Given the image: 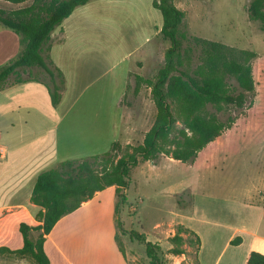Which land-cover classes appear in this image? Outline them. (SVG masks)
<instances>
[{"label": "rangeland", "instance_id": "rangeland-1", "mask_svg": "<svg viewBox=\"0 0 264 264\" xmlns=\"http://www.w3.org/2000/svg\"><path fill=\"white\" fill-rule=\"evenodd\" d=\"M174 1L185 11L189 35L257 53L252 63L255 95L252 105L237 118L233 126L207 144L194 160L183 162L161 157L156 163L140 161L133 167L126 191L127 199L122 202L118 197L117 201V218L123 221V225L117 227V233L126 255L123 254V258H127L130 264H150L145 241L131 237L130 232L142 233L147 241L159 242L164 264H198L197 245L191 241L193 236L185 235L183 254L170 252L173 247L171 236L165 237L164 233L177 229L179 224L203 232L200 258L209 264L221 251L225 241L223 236L213 240L209 232H233L235 228L257 220L259 210L264 205L258 199L259 192L264 190V31L260 22L249 17L250 0ZM0 7L11 9L17 6L0 0ZM72 22L70 42L66 47L81 52L83 65L81 58L75 59L72 64H68L67 57L60 58L67 71L68 82L72 76L74 78L73 83L70 82L67 89L62 91V103L54 110V115L59 116L71 102L74 103L69 116L83 117V128L89 130L83 132V157L108 151L114 141L123 145L143 142L140 133L136 134L135 140L125 141L120 130L122 109L117 101L127 89L129 75L134 76L130 72L156 76L164 64L165 52L171 46V41L160 33L163 24L160 10L153 6V0H91L83 5V15L78 10ZM151 36L153 39L147 41ZM13 41L11 37L8 38L6 48L1 50L0 66L8 64L20 53ZM138 46L140 48L131 53ZM155 51L159 60L155 59ZM4 54L8 58H3ZM140 60L144 61V68L137 67ZM21 74L28 76L24 69ZM40 76H44V73L41 72ZM78 76H82V79L79 80ZM1 91L0 118L26 113V110L22 113L18 111L17 103L42 104L38 111L41 117L53 112L45 109L47 104L52 103L51 96L46 87L38 82L10 83ZM124 100H134L132 88ZM220 115L226 117L227 113ZM155 116L156 113L153 115L150 112L151 123ZM88 123L93 124L87 126ZM92 129H102V134L92 137ZM123 152L121 150L119 155ZM23 179L25 183L29 181L27 174L18 175L12 170L0 169V205L23 198L18 192L7 195ZM31 181L33 183V179ZM10 214L6 208L0 209V229L4 227L8 231L0 232V245L18 248L23 239L21 232H9L15 230L16 226V218ZM25 221L29 219L25 218ZM100 223L84 228L83 232H107L105 228L102 230ZM37 224L35 222L32 226ZM40 233L41 230L33 229L30 237L36 239ZM88 246V241H83V254L91 258ZM110 261L113 262L112 259ZM0 264L36 263L30 257L0 255Z\"/></svg>", "mask_w": 264, "mask_h": 264}, {"label": "trees", "instance_id": "trees-1", "mask_svg": "<svg viewBox=\"0 0 264 264\" xmlns=\"http://www.w3.org/2000/svg\"><path fill=\"white\" fill-rule=\"evenodd\" d=\"M4 1L19 5L11 9L0 7V24L20 36L21 51L11 62L0 66V91L10 83L36 81L47 87L52 104L58 105L65 75L51 57L52 36L77 7L91 0H32L26 5L24 3L29 0ZM153 6L162 14L160 33L171 41V46L166 50L164 64L154 78L135 76L133 93L138 94L143 85L151 87V97L156 106L155 120L145 133L143 142L123 145L114 141L111 148L102 154L67 159L41 172L31 195V201L40 207L36 215L40 223L33 227L21 222L23 245L18 248L0 245V255L30 257L36 264H51L44 242L46 235L63 216L110 186L116 188L117 201L120 197L125 202L131 170L140 161L156 163L164 156L183 162L192 161L252 105L255 95L252 63L257 53L189 35L185 11L174 0H153ZM248 13L251 20L260 22L264 31V0H250ZM35 68L37 70H33ZM23 69L28 73L27 77L22 76ZM41 72L44 76H40ZM220 113L227 115L221 117ZM121 150L124 152L119 155ZM115 213H118V202ZM115 221L117 227L123 225L117 216ZM33 229L41 230L36 239L30 237ZM130 233L131 237L145 241L150 264H164L161 244L147 241L142 233ZM185 235L193 236L191 241L197 245L199 264L201 238L182 224L170 237L173 243L170 252L174 255L185 252L182 247L186 243ZM241 241L238 236L232 244L237 245ZM116 242L125 255L118 233ZM245 264H264V254L252 250Z\"/></svg>", "mask_w": 264, "mask_h": 264}, {"label": "crops", "instance_id": "crops-1", "mask_svg": "<svg viewBox=\"0 0 264 264\" xmlns=\"http://www.w3.org/2000/svg\"><path fill=\"white\" fill-rule=\"evenodd\" d=\"M8 3L13 4L10 2ZM25 3H28V1ZM13 5L19 6L17 4ZM78 10H80L81 15H83V5L77 7L75 11L63 21L54 31L51 40V57L55 64L63 70L65 75L63 91L67 89L66 87H68L70 82L73 83L74 76H72L71 81L68 82L67 71L65 67H63L60 58L67 57L68 64H72L75 62V59L81 58L80 51L70 49L69 46L66 47L68 42H70L69 31L74 24V22L71 23V19ZM9 29L10 28L0 24V53L3 48H6L8 38L10 37L16 42L14 44L17 45V48L21 51L19 36H16L15 31L10 32L12 29ZM152 39L153 37L151 36L147 41H151ZM139 48V46L136 47L131 53L137 51ZM3 58H8V55L4 54ZM155 59L159 60L157 51H155ZM81 65H83V57L81 58ZM144 66L143 60L137 61V67L144 68ZM157 66L159 67V65ZM131 73H134V76L129 75L127 89L122 93V96L119 97L120 100L117 101L119 107L122 109V127L120 130L122 135L125 136L126 142L135 140L134 138L137 133H140L144 139L145 133L153 124L149 120L150 112L153 115L156 113L154 110V102L151 98V87L143 85L138 94H134L133 101L124 100L129 86L132 87L133 91L135 76L137 74L148 78L155 77L151 74L139 73L138 71H132L130 74ZM78 78L81 80L82 76H78ZM32 82L36 81H25L17 84ZM61 103L62 101L56 106L52 103L47 104L45 109H51L53 112L50 113L49 116L43 117L38 115V111L42 104L17 103L16 108H18V111L22 113L23 110H26V113H22V116L0 118V148L4 149V153L0 154V169L12 170L18 175L27 174V180H29L27 183H25V179L19 181V186L7 193V195H9L10 193L18 192L20 195H23L20 201L6 202L0 205V209L6 208L7 212L11 213L10 216L16 218L15 230L9 232H21V222H27L30 225L35 222L40 223L36 219L40 207L31 201L32 191L38 175L64 160L83 157V132L86 133V131L89 130L88 128H83V117L69 116L74 108V103L72 102L62 114L59 116L54 115V110L58 108ZM25 114L35 116H26ZM36 114L38 116H36ZM92 124L93 123H88L86 125ZM99 133L102 134V129L101 131L100 129H92L90 135L94 137ZM167 158L175 161V159ZM32 179L33 183L31 181ZM258 199L264 203V190L259 192ZM116 202V188L115 186H110L95 195L88 203L63 216L55 224L51 232L46 235V240L44 242V249L50 258L51 264H130L127 258L124 259L125 257L116 242ZM258 216L257 220L247 222L242 225V227L235 228L233 232H209L213 240H218L221 236L225 238L221 251L218 252L217 256L209 264H245L246 258L252 250L264 254V229L262 228L264 225V205L259 210ZM25 218H28L29 221H25ZM97 222H101L100 224L103 226L102 230L104 231L107 229V232H83L84 228ZM175 230L176 229H173L171 232L164 233V236L168 237L174 235L176 232ZM0 232L8 231L6 228L2 227ZM195 233L200 236L202 245L203 232L195 231ZM83 234L85 235L84 238ZM237 235H240L242 238L241 243L237 245L232 244V240L237 237ZM83 241H88V253L91 258H87V256L83 254ZM201 247L202 246H200L198 251V260L199 264H205L202 258H200ZM51 249L52 251H50ZM230 249L232 250L228 253L227 251ZM70 256H72V258ZM111 259L113 262L110 261ZM99 261L102 263H98Z\"/></svg>", "mask_w": 264, "mask_h": 264}, {"label": "built area", "instance_id": "built-area-1", "mask_svg": "<svg viewBox=\"0 0 264 264\" xmlns=\"http://www.w3.org/2000/svg\"><path fill=\"white\" fill-rule=\"evenodd\" d=\"M3 153H4V149L0 148V154H3Z\"/></svg>", "mask_w": 264, "mask_h": 264}]
</instances>
